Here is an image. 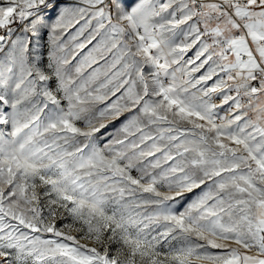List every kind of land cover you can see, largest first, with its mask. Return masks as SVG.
<instances>
[{"label":"snow or ice","instance_id":"1","mask_svg":"<svg viewBox=\"0 0 264 264\" xmlns=\"http://www.w3.org/2000/svg\"><path fill=\"white\" fill-rule=\"evenodd\" d=\"M0 264H264V0H0Z\"/></svg>","mask_w":264,"mask_h":264},{"label":"rangeland","instance_id":"2","mask_svg":"<svg viewBox=\"0 0 264 264\" xmlns=\"http://www.w3.org/2000/svg\"><path fill=\"white\" fill-rule=\"evenodd\" d=\"M187 55H188V56H191V55H192V53H191V52H189ZM186 58H187V57H186Z\"/></svg>","mask_w":264,"mask_h":264}]
</instances>
